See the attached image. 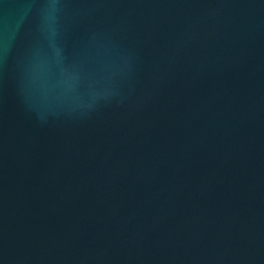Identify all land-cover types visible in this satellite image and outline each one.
I'll list each match as a JSON object with an SVG mask.
<instances>
[{"label":"water","instance_id":"obj_1","mask_svg":"<svg viewBox=\"0 0 264 264\" xmlns=\"http://www.w3.org/2000/svg\"><path fill=\"white\" fill-rule=\"evenodd\" d=\"M0 264H264V0H0Z\"/></svg>","mask_w":264,"mask_h":264}]
</instances>
